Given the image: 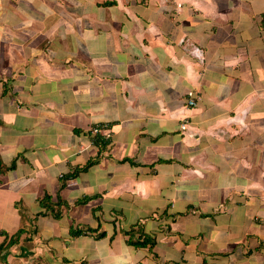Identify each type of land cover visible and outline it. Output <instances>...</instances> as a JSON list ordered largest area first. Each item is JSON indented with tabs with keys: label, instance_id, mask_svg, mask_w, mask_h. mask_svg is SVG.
I'll return each instance as SVG.
<instances>
[{
	"label": "crops",
	"instance_id": "1",
	"mask_svg": "<svg viewBox=\"0 0 264 264\" xmlns=\"http://www.w3.org/2000/svg\"><path fill=\"white\" fill-rule=\"evenodd\" d=\"M0 158V264H264V0H0Z\"/></svg>",
	"mask_w": 264,
	"mask_h": 264
},
{
	"label": "trees",
	"instance_id": "2",
	"mask_svg": "<svg viewBox=\"0 0 264 264\" xmlns=\"http://www.w3.org/2000/svg\"><path fill=\"white\" fill-rule=\"evenodd\" d=\"M90 164H91V162H90ZM2 168H3V163H2V161H1V158H0V172H1V170H2ZM85 168H87V167H85ZM45 199V201H43L44 202V204L45 205H47V207H48V209H50V212H52V214L56 217V218H61L62 217V215H63V211L60 209V210H58L57 208L55 209V207H53V205L49 202V196H45L44 197ZM64 205H66L67 207L69 206V204L67 203V202H65V201H62V200H58V202H57V206L58 207H63ZM24 231V229L23 228H20L19 229V231H17L13 236H12V238H11V241H15V242H17L18 240V236L19 235H21V233ZM73 232V231H72ZM154 244V240L152 241L151 239H143L142 241H136V242H133V244L134 245H136V246H147L148 244ZM4 248V246H1L0 247V251L2 250Z\"/></svg>",
	"mask_w": 264,
	"mask_h": 264
},
{
	"label": "built area",
	"instance_id": "3",
	"mask_svg": "<svg viewBox=\"0 0 264 264\" xmlns=\"http://www.w3.org/2000/svg\"><path fill=\"white\" fill-rule=\"evenodd\" d=\"M188 106L189 107H194L197 105V99L196 97L194 96V92L193 91H190L189 92V97H188ZM183 129L186 128V126H182ZM104 131V136L108 139H110L112 137V132L110 130H108L105 125H97L96 127L93 128L92 132L95 134V135H99L101 133H103Z\"/></svg>",
	"mask_w": 264,
	"mask_h": 264
},
{
	"label": "rangeland",
	"instance_id": "4",
	"mask_svg": "<svg viewBox=\"0 0 264 264\" xmlns=\"http://www.w3.org/2000/svg\"><path fill=\"white\" fill-rule=\"evenodd\" d=\"M186 129V128H185Z\"/></svg>",
	"mask_w": 264,
	"mask_h": 264
}]
</instances>
